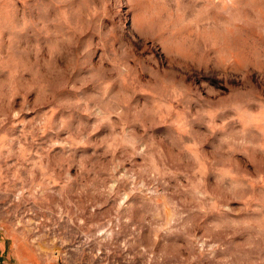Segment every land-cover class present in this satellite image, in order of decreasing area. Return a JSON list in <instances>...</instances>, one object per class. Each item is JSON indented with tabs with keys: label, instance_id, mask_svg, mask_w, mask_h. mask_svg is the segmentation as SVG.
<instances>
[{
	"label": "clouds",
	"instance_id": "clouds-1",
	"mask_svg": "<svg viewBox=\"0 0 264 264\" xmlns=\"http://www.w3.org/2000/svg\"><path fill=\"white\" fill-rule=\"evenodd\" d=\"M40 264H264V0H0V227Z\"/></svg>",
	"mask_w": 264,
	"mask_h": 264
},
{
	"label": "rangeland",
	"instance_id": "rangeland-1",
	"mask_svg": "<svg viewBox=\"0 0 264 264\" xmlns=\"http://www.w3.org/2000/svg\"><path fill=\"white\" fill-rule=\"evenodd\" d=\"M0 264H40L33 250L8 223L0 227ZM55 264H63V261H55ZM107 264H121L120 257H108Z\"/></svg>",
	"mask_w": 264,
	"mask_h": 264
}]
</instances>
